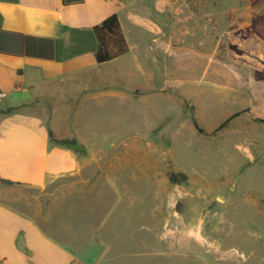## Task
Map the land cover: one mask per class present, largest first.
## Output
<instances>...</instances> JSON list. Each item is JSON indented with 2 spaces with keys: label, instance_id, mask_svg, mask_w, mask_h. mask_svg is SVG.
Masks as SVG:
<instances>
[{
  "label": "rangeland",
  "instance_id": "obj_1",
  "mask_svg": "<svg viewBox=\"0 0 264 264\" xmlns=\"http://www.w3.org/2000/svg\"><path fill=\"white\" fill-rule=\"evenodd\" d=\"M192 4L211 11L188 32L134 33L113 66L130 74V92L89 108L79 139L95 183L67 195L53 222L63 236L96 232L99 264H264V0ZM169 172L186 182L172 185Z\"/></svg>",
  "mask_w": 264,
  "mask_h": 264
},
{
  "label": "crops",
  "instance_id": "obj_2",
  "mask_svg": "<svg viewBox=\"0 0 264 264\" xmlns=\"http://www.w3.org/2000/svg\"><path fill=\"white\" fill-rule=\"evenodd\" d=\"M192 1L0 0V177L14 183L0 184V264H99L96 232L84 240L78 230L63 236L53 222L67 195L95 183L97 167L79 136L95 120L93 103L130 92V74L113 66L132 52L134 33L170 30L173 38L177 26L188 32L197 12L211 11ZM165 8L170 16L161 21ZM178 9L182 20H175ZM112 14L129 51L96 64L92 28ZM11 107L18 110L8 113ZM50 132L76 144H55ZM79 144L82 152L75 150Z\"/></svg>",
  "mask_w": 264,
  "mask_h": 264
},
{
  "label": "trees",
  "instance_id": "obj_3",
  "mask_svg": "<svg viewBox=\"0 0 264 264\" xmlns=\"http://www.w3.org/2000/svg\"><path fill=\"white\" fill-rule=\"evenodd\" d=\"M92 32L97 42V49L93 55L94 62L96 64H104L110 62L128 53L129 51L128 44L123 35L120 22L116 14L110 15L109 17L105 18L100 24L94 26L92 28ZM16 110H18V107H11L7 109V112L11 113ZM240 114L241 112L234 113L228 119L223 121L216 128V130H214V132H218L219 130L223 129L229 123V121H231ZM191 121L194 129L198 133L200 134L205 133V131L199 127L196 119L193 116L191 117ZM49 134H50L49 135L50 140L55 144H59V145L76 144V141L74 139L58 140L54 137L53 133L50 132ZM167 177H168V181L172 185H179L185 183L187 180L186 175L183 173L169 172ZM0 184L13 185L14 183L0 177Z\"/></svg>",
  "mask_w": 264,
  "mask_h": 264
},
{
  "label": "built area",
  "instance_id": "obj_4",
  "mask_svg": "<svg viewBox=\"0 0 264 264\" xmlns=\"http://www.w3.org/2000/svg\"><path fill=\"white\" fill-rule=\"evenodd\" d=\"M3 96H4V94L2 92H0V97H3Z\"/></svg>",
  "mask_w": 264,
  "mask_h": 264
},
{
  "label": "bare ground",
  "instance_id": "obj_5",
  "mask_svg": "<svg viewBox=\"0 0 264 264\" xmlns=\"http://www.w3.org/2000/svg\"><path fill=\"white\" fill-rule=\"evenodd\" d=\"M154 114V113H153ZM166 188V187H165ZM165 190V189H164Z\"/></svg>",
  "mask_w": 264,
  "mask_h": 264
}]
</instances>
